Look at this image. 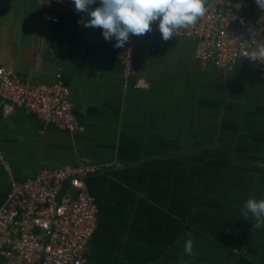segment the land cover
Wrapping results in <instances>:
<instances>
[{
  "label": "crops",
  "instance_id": "0c3cea01",
  "mask_svg": "<svg viewBox=\"0 0 264 264\" xmlns=\"http://www.w3.org/2000/svg\"><path fill=\"white\" fill-rule=\"evenodd\" d=\"M231 1L249 15L258 9L255 0ZM49 12L56 23L43 21ZM84 16L0 0V66L30 86L60 74L82 126L70 132L19 108L6 115L0 97V208L11 177L88 156L100 167L86 179L98 205L92 264H264V228L241 211L249 198L264 199L258 69L240 62L221 73L196 60L191 39L142 35L124 80L115 39L84 27ZM188 233L195 256L183 251Z\"/></svg>",
  "mask_w": 264,
  "mask_h": 264
},
{
  "label": "built area",
  "instance_id": "2783aa9c",
  "mask_svg": "<svg viewBox=\"0 0 264 264\" xmlns=\"http://www.w3.org/2000/svg\"><path fill=\"white\" fill-rule=\"evenodd\" d=\"M74 9L73 0H37ZM91 7L99 6L98 0ZM45 23L58 18L43 14ZM145 35H158L157 23ZM135 35H130L117 58L124 80L131 78ZM176 37L195 43V57L203 66L212 64L221 73H230L240 62L254 65L264 80V60L249 62L245 51L264 42V9L249 15L231 0H213L196 25L181 29ZM135 88H146L136 80ZM0 97L8 102V115L24 110L43 123L75 132L81 123L74 113L70 90L60 74L52 84L30 86L17 74L0 66ZM100 167L88 156L73 164L41 170L25 180L10 178V189L0 208V257L2 264H92L87 246L98 225V205L86 179ZM7 170L8 167H7Z\"/></svg>",
  "mask_w": 264,
  "mask_h": 264
},
{
  "label": "clouds",
  "instance_id": "9594fccd",
  "mask_svg": "<svg viewBox=\"0 0 264 264\" xmlns=\"http://www.w3.org/2000/svg\"><path fill=\"white\" fill-rule=\"evenodd\" d=\"M226 2V0H225ZM76 12H86L90 19L84 27L100 28L106 41L115 39L114 47L123 48L130 35L142 36L150 32L157 23L164 41H168L181 29L196 25L207 12L208 0H99V6L90 10L96 0H73ZM258 8L264 9V0H255ZM256 48L245 51L249 62L264 60V42L256 41ZM245 220L249 214L255 220L251 227L264 228V199L249 198L243 205ZM183 251L195 256L191 233L186 234ZM187 264V262H185Z\"/></svg>",
  "mask_w": 264,
  "mask_h": 264
},
{
  "label": "water",
  "instance_id": "95a60500",
  "mask_svg": "<svg viewBox=\"0 0 264 264\" xmlns=\"http://www.w3.org/2000/svg\"><path fill=\"white\" fill-rule=\"evenodd\" d=\"M89 8H90V10H91V9H93V8H95V7H91V6H89ZM88 19H90L89 16H84V18H82L81 20H83V21H87Z\"/></svg>",
  "mask_w": 264,
  "mask_h": 264
},
{
  "label": "rangeland",
  "instance_id": "374dc122",
  "mask_svg": "<svg viewBox=\"0 0 264 264\" xmlns=\"http://www.w3.org/2000/svg\"><path fill=\"white\" fill-rule=\"evenodd\" d=\"M17 179V178H16ZM18 180V179H17Z\"/></svg>",
  "mask_w": 264,
  "mask_h": 264
}]
</instances>
